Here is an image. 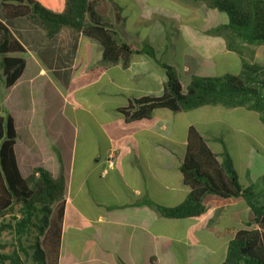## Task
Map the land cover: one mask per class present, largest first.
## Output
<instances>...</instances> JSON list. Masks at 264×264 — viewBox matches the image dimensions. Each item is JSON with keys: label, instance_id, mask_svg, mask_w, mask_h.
Instances as JSON below:
<instances>
[{"label": "crops", "instance_id": "0c3cea01", "mask_svg": "<svg viewBox=\"0 0 264 264\" xmlns=\"http://www.w3.org/2000/svg\"><path fill=\"white\" fill-rule=\"evenodd\" d=\"M106 1L100 12L108 17L117 36L120 32L125 37L120 39L122 42L133 46L147 42L160 60L159 50L163 49L154 44L167 43L173 59L182 65L180 70L190 60L194 66L223 71L218 76L230 73L227 71L231 67L239 72L242 57L228 50L224 37L216 34L227 23L223 13L207 9L198 0L172 2L171 8L177 14L163 8V0H139L131 15L117 4L122 0ZM129 17L139 19L151 35L134 39L131 31L124 29ZM172 17H177L181 24L186 22L188 30H199L193 35L194 43H182V33L166 36L164 27L169 25L164 20L172 21ZM153 18L156 21H151ZM4 23L27 57L21 76L5 90L13 96L23 84L32 93L23 136L18 131L14 110L5 104L0 93L1 105L14 120L18 168L23 177H28L36 167L53 177L58 176L60 167L63 172L65 208L58 264H221L227 243L242 228L244 219L251 221L252 217L244 215L249 208L243 200L209 195L204 206L212 198L234 203L183 219L166 218L156 207L172 208L188 196L180 166L187 132L192 126L202 133L219 159L226 153L232 157L241 186L254 184L260 168H264L259 167L263 156L254 151L253 145L248 147L240 142V134L233 131L227 119H246L254 124L251 141H256L258 147L257 143H264L260 137L264 123L257 115L243 109L204 106L176 113L157 109L147 119L128 122L117 109L142 97L161 96L166 81L163 70L147 55L132 54L126 66L121 61L109 64L102 60L98 42L68 27L47 40L38 26L24 18ZM172 25L175 33L178 29L182 32L180 26ZM200 44L204 45L203 50ZM246 50L252 51L254 62L261 65L264 45ZM28 58L36 72L33 69L25 78ZM77 69L80 77L89 82L79 89L89 99L80 107L68 100ZM189 81V77L184 83L180 81L183 89ZM196 113L197 119H193ZM86 117L89 126L81 120ZM219 128L224 137L219 136ZM80 153L92 158L78 164L76 157ZM110 154L114 159L109 168L106 159ZM249 176L254 182H250ZM159 222L172 228L171 239L163 234L155 237L153 228Z\"/></svg>", "mask_w": 264, "mask_h": 264}, {"label": "trees", "instance_id": "16d2710c", "mask_svg": "<svg viewBox=\"0 0 264 264\" xmlns=\"http://www.w3.org/2000/svg\"><path fill=\"white\" fill-rule=\"evenodd\" d=\"M198 1L226 16L227 23L220 30L228 50L242 55L247 47L264 45V0ZM106 5V0H0V82L4 89L17 81L26 64L25 49L4 22L24 18L38 26L47 40L63 27L80 32L98 42L102 60L109 64L121 61L126 66L132 54L141 53L153 60L166 77L162 95L142 97L118 108L117 112L128 122L147 119L157 109L176 113L219 106L251 112L264 123V65L242 59L238 73L194 75L183 89L176 68L157 58L147 42L133 46L118 38L108 17L100 12ZM249 53L253 57V52ZM15 142L14 120L1 105L0 94V219L8 218L1 222L0 232L11 231L16 245L11 253L0 254V263L23 264L20 254L28 257L23 242L35 232L40 241L35 239L31 248L34 264H58L65 208L62 168L57 177L41 167L23 177L14 153ZM180 174L189 189L186 200L172 208L157 206L158 212L171 219L199 217L209 195L224 200L241 199L250 209V223L255 227L240 228L235 233L227 243L221 264H264L263 194L253 184L241 186L232 157L226 153L219 159L193 126L187 132Z\"/></svg>", "mask_w": 264, "mask_h": 264}, {"label": "rangeland", "instance_id": "374dc122", "mask_svg": "<svg viewBox=\"0 0 264 264\" xmlns=\"http://www.w3.org/2000/svg\"><path fill=\"white\" fill-rule=\"evenodd\" d=\"M114 1H116V0H114ZM137 1H139V0H122L120 2H117V4L120 6V8L122 9V11L124 13L130 12L132 15V13L136 11ZM143 1L147 2L146 0H143ZM163 1H164L162 3L163 8L169 10L170 13L177 14V12H174L173 9L171 8V5H172L171 3L172 2L178 3V1H180V0H163ZM184 1H187V0H183V2ZM145 5H147V3ZM133 17H134V15H133ZM158 20H162V19H158ZM171 20L172 21L164 20L165 23L167 25H169L168 27H164V33H166V36L169 37V35L171 33L175 34V36H178V35H181V33H182L183 36H185V37H183L184 42H182V43H184V44H185V42L186 43H194L195 38L193 35L198 34L199 30L198 29H194V30L189 29L188 30L186 28L188 26V24L186 22H182V24H181L180 22H178L177 17H172ZM151 21H156V18L151 19ZM141 24L142 23L139 19L137 20V19H133L132 17H129L124 22V26H125L124 29L126 32H127V30H130L131 31L130 35H133L134 39H138V37L150 36L151 30L147 27H145V28L142 27ZM172 24L180 26L182 28V32L180 31V29H178V32L175 33L171 28L173 26ZM220 28L217 30L216 34L223 36L224 33L220 30ZM155 34H156V32H155ZM118 37L121 40L122 39L125 40V37L120 32H118ZM175 39H177V37H175ZM156 42L160 43L159 40H157ZM154 46L157 48L161 47L163 49V50H161V49L159 50V56H160V58H162L161 60L163 62H165L166 64L176 68V70L178 71L179 80L183 83L187 80L188 77L190 79V77L194 76V75L195 76H210V77H212V76H218V74H221V72H223L221 70L209 69L205 65L194 66L195 63L193 61H190V60H187V62H184L185 66L182 68V70H180L182 65H181V63H179V61H176L175 59H173V53L169 52L170 48H169V45L167 43L166 44L165 43L154 44ZM199 46H201L202 50H203L204 45L200 44ZM257 46H259V45H257ZM254 47H256V46H250V47H247V49L249 48V50H250V48L252 49ZM165 50H167V51H165ZM240 57H242V59L246 62L255 63L253 60V57L250 56V53L247 50H244L242 52V55H240ZM259 65H260V63H259ZM261 65H264L263 60L261 61ZM33 69H34L33 61L31 60V58H28V66L24 72V77L26 78L28 76V74ZM78 69L75 71L76 74L74 77V81L72 83L71 91H70V93H68V100L71 104L80 107L82 105L85 106L87 104V100H89V99H87L86 93L84 91H80L79 89L82 86L84 87V86L89 85V82H88V79L84 80V78L80 77ZM236 69H237L236 67H231L230 69H228L230 71H227V72L235 74ZM35 72L36 71L34 69V73ZM225 72H226V70H225ZM75 80H76V84H75ZM0 85H1V91H2L1 94H2V97H4V102L8 107H10L14 110L16 123L18 125V131H19L20 135L23 136L24 134H26V131L23 129V126H25V124L27 123L26 117H27L28 112L30 110L32 93L28 92L24 88V85L22 84L17 88V90L13 93V96H12V93H9V90L6 91L4 89L2 82H0ZM204 112H206V111H204ZM72 115H73V113H72ZM197 115H198L197 113L193 114V116H192L193 119L195 117H197ZM77 116L80 117V113H77ZM226 118H231V117L226 115ZM195 119H197V118H195ZM81 120L84 122L85 125L89 126V124H88L89 118L88 117L82 118ZM227 120L231 121V123H232L231 125L236 130V131L235 130H233V131L238 132L240 134L239 135V136H241L240 142H242L243 145L248 146V147L253 145L254 151H258V153L261 156H263L259 160L260 161L259 167L264 166V143H263V145L261 143H257L258 144L257 146L260 147V149L258 150L257 149L258 147L255 146L256 141L254 144H252V141H251V137H252L251 134L255 129V125L254 124L251 125L249 120H246V119L237 120V121H234V120L232 121L231 119H227ZM218 132H219V136L224 137V131H222L221 128L218 129ZM262 132H264V131H262ZM262 132H261L260 137H261V139H263V142H264V134ZM91 158L92 157L89 155H84L83 153H80V155L78 154L76 157V163L82 164V163H85L86 161L90 160ZM237 166H238V164H237ZM263 172H264V168L263 169L260 168L259 173H258L259 177L257 179H255L256 184L254 183L253 185L256 186L255 190L257 192L259 191L264 196V173ZM249 180H250V182L251 181L254 182V178L252 179L251 176H249ZM238 182L240 185L242 184V181H241V178L239 175H238ZM185 200H186V198L184 199V201ZM230 203H234V201L230 200V201L223 202L222 200H217V198H212L211 202H209L208 204H206L204 206L205 211L202 215H204L208 210L214 209L215 206L218 207L220 205H226V204H230ZM244 215L249 216V218L252 217L251 216L252 213H251L250 209L247 212H244ZM247 219H244V222L242 224V228H247V229L254 228L255 226L252 225L249 220L247 221ZM7 220H8V218H5L3 220L0 219V224L2 221L6 222ZM171 230H172V228H170L169 225H165V223L159 222L154 226L153 233H155V237L158 236L159 234H161V235L163 234L165 237L171 239L172 238ZM35 239L40 241V237L37 238V236L35 235V232H33L32 235H30L28 238H26L25 242H23V249L26 250L27 256H28V257H24L23 254H20L21 259L24 262L23 264H34V262L31 259V254H32L31 248H32V245H33ZM14 245H15V242L13 241L12 232L9 230L1 231L0 232V254L11 253L12 250L14 249V247L16 246V245L15 246ZM175 251L178 253V250H175ZM0 264H9V263L4 262V263H0Z\"/></svg>", "mask_w": 264, "mask_h": 264}, {"label": "built area", "instance_id": "2783aa9c", "mask_svg": "<svg viewBox=\"0 0 264 264\" xmlns=\"http://www.w3.org/2000/svg\"><path fill=\"white\" fill-rule=\"evenodd\" d=\"M113 159H114V156L111 154L106 159V164L109 168L113 166Z\"/></svg>", "mask_w": 264, "mask_h": 264}]
</instances>
